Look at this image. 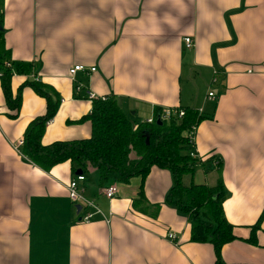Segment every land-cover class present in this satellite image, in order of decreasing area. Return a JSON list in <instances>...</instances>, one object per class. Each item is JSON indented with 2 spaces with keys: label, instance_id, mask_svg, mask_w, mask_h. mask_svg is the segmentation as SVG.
Segmentation results:
<instances>
[{
  "label": "crops",
  "instance_id": "obj_1",
  "mask_svg": "<svg viewBox=\"0 0 264 264\" xmlns=\"http://www.w3.org/2000/svg\"><path fill=\"white\" fill-rule=\"evenodd\" d=\"M0 8L10 59L30 64L59 100L41 145L90 134L91 102L68 76L76 65L84 71L74 81L95 98H114L133 126L163 109L196 111L198 159L181 182L213 187L220 179L234 236L220 248L222 262L264 264V0H0ZM26 78L12 76V97ZM44 112L29 87L16 111L0 90V264H214L212 246L190 242L186 218L164 204L171 177L155 167L142 180L109 174L102 184L87 168L82 195L101 215L80 222L65 189L76 175L70 163L43 171L14 148Z\"/></svg>",
  "mask_w": 264,
  "mask_h": 264
},
{
  "label": "trees",
  "instance_id": "obj_2",
  "mask_svg": "<svg viewBox=\"0 0 264 264\" xmlns=\"http://www.w3.org/2000/svg\"><path fill=\"white\" fill-rule=\"evenodd\" d=\"M1 17L0 8V23ZM2 33L0 24V90L6 106L13 111L18 109L20 89L25 86L45 101L44 114L32 119L26 127L21 154L43 171L66 161L73 172L83 174L87 168H92L97 171L100 184L109 174H113L118 182L126 183L133 177L142 180L152 167L167 171L171 186L164 196V204L186 218L190 242L210 244L214 264H225L219 255L220 248L231 242L234 236L232 227L222 214L224 193L221 180L218 179L213 187L191 182L183 185L181 182L182 177L192 175L197 163L189 156L192 145L185 138V133L191 126H196L202 117L191 109L179 108L183 111L180 118L175 115L156 123L160 111H155L151 123L142 122L133 126L114 98H96L91 101L90 113L84 118L90 125L88 138L41 145L44 126L54 116L59 100L55 96L53 99L49 97L39 79H32L36 76L31 74L30 64L10 59L3 45ZM12 76L27 77L13 97L10 93ZM142 197L140 188L141 200L136 202L138 206L143 202ZM153 209L151 215H155L158 206ZM256 228L257 225L252 230Z\"/></svg>",
  "mask_w": 264,
  "mask_h": 264
},
{
  "label": "built area",
  "instance_id": "obj_3",
  "mask_svg": "<svg viewBox=\"0 0 264 264\" xmlns=\"http://www.w3.org/2000/svg\"><path fill=\"white\" fill-rule=\"evenodd\" d=\"M183 45L185 48H191L192 47V40L188 37L182 39ZM84 71V68L82 66L76 65L70 68L68 72L69 79L72 81L73 85V92L75 94L80 93L82 90L84 92V98L88 101H92L96 99L92 93L89 92L88 89H84L79 83L75 82L73 79V76L77 72H82ZM88 72H94V68H89ZM33 80L37 81V77H32ZM213 95L211 93H207L206 98L211 99ZM103 100V98H100ZM177 116L180 118L183 115V111L180 109H163L160 111V114L157 115V118L159 120L167 119L171 116ZM153 121V118H149L144 121V123L149 124ZM196 126H191L189 130L185 133V138L188 140V142L192 145L193 144V139H194V134H195ZM22 141L20 140L14 148L21 147ZM190 158L197 160V155L191 150L189 152ZM217 162H215L216 165ZM84 177L83 174H76L74 176V179H72L66 186V193L68 196V199L74 206H79V211H82V216L79 218V221L82 223H88L91 218L94 215H101L100 210L94 205L91 201L86 199L82 195V188L80 187V184L83 182ZM116 193V188L114 185L108 186L102 190V194L106 199H111L114 197ZM167 239L173 240L174 236L172 234L167 235Z\"/></svg>",
  "mask_w": 264,
  "mask_h": 264
},
{
  "label": "water",
  "instance_id": "obj_4",
  "mask_svg": "<svg viewBox=\"0 0 264 264\" xmlns=\"http://www.w3.org/2000/svg\"><path fill=\"white\" fill-rule=\"evenodd\" d=\"M156 123H160L158 118H156ZM76 174H80V172L77 171ZM78 210H79V206H76V211H78Z\"/></svg>",
  "mask_w": 264,
  "mask_h": 264
},
{
  "label": "rangeland",
  "instance_id": "obj_5",
  "mask_svg": "<svg viewBox=\"0 0 264 264\" xmlns=\"http://www.w3.org/2000/svg\"><path fill=\"white\" fill-rule=\"evenodd\" d=\"M130 120H132V119H130ZM194 181H195V182H198L199 180H198V179H194Z\"/></svg>",
  "mask_w": 264,
  "mask_h": 264
}]
</instances>
